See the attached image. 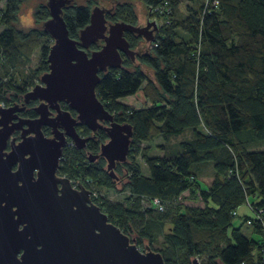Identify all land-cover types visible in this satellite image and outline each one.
Masks as SVG:
<instances>
[{
	"label": "trees",
	"instance_id": "1",
	"mask_svg": "<svg viewBox=\"0 0 264 264\" xmlns=\"http://www.w3.org/2000/svg\"><path fill=\"white\" fill-rule=\"evenodd\" d=\"M20 1L0 0V64L14 68L29 62L39 50L40 65L46 69L51 39L44 30L22 34L14 27L13 13ZM138 1L146 9L159 2ZM161 1L170 8L169 24L157 30L155 45L148 50L165 67L160 71L148 55L137 60L155 70L157 83L176 100L173 105L167 102L137 68L132 73L121 68L99 73L97 98L115 122L131 126L132 138L126 162L116 166L118 174H125L122 189L128 196L122 202L104 196L95 203L135 244L146 241L160 253L164 264H191V257L201 256L207 257L201 264H264V150H250L264 143V0H217L218 6L206 12L204 0ZM183 3L190 5L187 15L177 18ZM88 4L62 10L71 39H77L89 23ZM34 5V22L48 20L45 3ZM113 12L106 16L110 22L136 26L133 4H116ZM124 37L131 50L141 39L129 32ZM122 59V68L131 65L128 56ZM27 86L8 84L15 98ZM142 88L150 105L135 109L121 102ZM186 130L192 138L180 142L175 155L150 157L149 148L143 146ZM96 137L95 153L107 139L103 131ZM76 149L70 145L64 151L60 172L70 179H88L101 192L115 189L112 177L103 170L105 160L89 163ZM138 157L148 169L147 176L136 163ZM210 162L213 180L204 188L197 182L194 166ZM129 165H136L137 171ZM184 193L200 199L203 207L177 204ZM154 199L162 204L161 211L152 207Z\"/></svg>",
	"mask_w": 264,
	"mask_h": 264
},
{
	"label": "water",
	"instance_id": "2",
	"mask_svg": "<svg viewBox=\"0 0 264 264\" xmlns=\"http://www.w3.org/2000/svg\"><path fill=\"white\" fill-rule=\"evenodd\" d=\"M85 1L22 0L13 13L14 27L19 32L26 34L30 29H43L52 45L46 59L48 72L40 77L42 85H35L23 95L24 103L39 100V106L31 108L39 117L10 122L17 118L12 114L25 108L22 103L19 108L8 97L16 95L13 92H7L4 99L11 100L14 106L0 107V264H164L161 254L152 251L146 241L144 250H140L134 238L111 224L107 215L91 201L90 192L83 185L76 181L75 189L67 178L56 175L66 139L77 149L84 147L88 139L77 134L78 122L94 132L92 138L97 139V128L105 132L107 141L100 143L99 154H89L87 159L92 164L97 163L98 158L104 159L103 170L112 177L116 191L122 190L114 169L127 160L132 128L127 123L115 122L114 116L97 98L100 72L105 75L110 68H121L132 73L137 68L167 102L173 105L176 100L157 83L154 69L134 60L135 54L148 55L158 63L160 71L165 67L153 51L148 50L157 27L154 22H145L142 2L97 0L100 7H95L89 0L93 5L89 23L79 30L77 39H71L62 10L72 2L86 7ZM35 2H44L50 15L42 27L30 26L28 14ZM121 3L135 5L137 26L107 21L106 16L114 13L113 6ZM126 32L142 37L144 43L139 42L131 50L124 37ZM99 40L103 41L101 48L88 54L92 45H100ZM122 55L130 58L129 68L121 67ZM60 101L77 112L76 119L59 109ZM49 106L56 111L54 118H48ZM103 122L108 125L101 126ZM22 124L26 129L21 128ZM42 126L52 127L53 137L45 138ZM14 129L21 130L22 141L14 145L15 138L11 139V152L6 154L2 150ZM15 164L18 168L12 172ZM129 166L137 171L136 165ZM191 264L199 262L191 257Z\"/></svg>",
	"mask_w": 264,
	"mask_h": 264
},
{
	"label": "rangeland",
	"instance_id": "3",
	"mask_svg": "<svg viewBox=\"0 0 264 264\" xmlns=\"http://www.w3.org/2000/svg\"><path fill=\"white\" fill-rule=\"evenodd\" d=\"M121 1H124V0H121ZM91 2L95 7L96 6L100 7L97 0H91ZM107 2H110V1H107ZM88 3H89L88 0H86L85 1L86 6ZM76 4H77V2H72V5L76 6ZM92 4L91 3L88 4L90 6V11L93 7ZM1 5L2 4H0V6ZM115 5L113 6V9H114ZM33 6H35V5L33 4ZM133 6H134V12L136 14V7L134 4H133ZM142 6H143V10H144L145 22H147L148 13H147L146 5L144 3H142ZM188 7H190V5H187L186 3L181 4L178 8L177 18L185 17L187 15ZM33 9L34 8H31L30 12L28 14V17H30V26L42 27V23H35L34 22ZM137 22H138V18H137ZM136 26H137V24H136ZM0 30H1V27H0ZM37 30L43 31V29H37ZM182 36H184V35L182 34ZM139 42L144 43V40L141 38L139 40ZM50 43H51L50 44V46H51L52 40ZM100 46H101V44L98 46H92L88 50V52L90 53V52L96 50L95 48H99ZM132 50H134V49H132ZM138 57H139V55L136 54V57L134 60H136L137 62H138V60H137ZM40 64H41V54H40L39 50L34 51V53L32 54L31 60L29 62L23 63V64L21 63L14 68H10L9 66L3 64V62L1 61V64H0V101L2 102V103H0L1 107H7V106L11 107L12 101L4 99V95L7 92H13L14 93V91L9 89L8 84L17 85V86H23L25 84V85H28L27 89L30 90L35 85H38L40 83V77L43 75V73L48 72V67L45 69ZM127 68H129V67H127ZM147 81H150V80L147 79ZM8 97L12 98L14 101V95L10 94V95H8ZM122 103L125 105H128L130 107H133L135 109L144 108V107H147L148 105H150V103H148V100L144 95L143 88L137 93V95L132 96L130 98L122 99ZM191 138H192V132L190 130H186L181 134L171 135V136L167 137L166 139L156 138L152 141H149L148 143H145L143 146H144V148H149V156L150 157H166V156L177 154V152L179 151L180 142L190 140ZM250 150H264V143H261V144L259 143L257 145H254L252 148H250ZM136 163L138 164L140 171L142 169L143 173L148 175V169L145 166L142 158L138 157L136 159ZM105 165H106V163H105ZM207 165H211L210 166L211 169L213 168V165L211 162L207 163ZM194 167H195L194 169H196L197 167L199 168L201 166H194ZM208 167L209 166H205L207 171L209 170ZM114 174L117 175V177H118L117 179H118V181H120L121 188H122L123 185L126 183V180L124 179V175H125L124 172H121V174H118L116 171V168H115ZM96 189L99 190V188H97V187H96ZM103 192L108 194V196H105L104 194L103 195L106 197V199L108 201H111V202H122L124 200V198L128 196V192L124 191L123 189L120 192H117L116 187H115V189L107 190V191L104 190ZM188 197H189L188 193L186 195L181 196L180 199H178L177 204H181L184 206L193 205V204H188V203H187L188 205L186 204V201H188ZM130 238H132V237H130ZM136 245L140 250H144L145 241L140 246L136 242ZM147 246H149V245L147 244ZM155 248H157V246ZM195 258L198 260L199 264H201L203 261L207 260V257H205V256H201L200 258H197V257H195Z\"/></svg>",
	"mask_w": 264,
	"mask_h": 264
},
{
	"label": "flooded vegetation",
	"instance_id": "4",
	"mask_svg": "<svg viewBox=\"0 0 264 264\" xmlns=\"http://www.w3.org/2000/svg\"><path fill=\"white\" fill-rule=\"evenodd\" d=\"M107 19V18H106ZM107 21L109 22V23H112V22H110L108 19H107ZM140 38H142V37H140ZM143 39V38H142ZM144 40V39H143ZM98 43H100L101 45H103V41L102 40H99L98 41ZM92 46H98V45H96V44H94V45H92ZM91 46V47H92ZM90 47V48H91ZM89 48V49H90ZM101 48V46L99 47V48H95L96 50H99ZM88 49V50H89ZM88 50H87V53L88 54H90L89 52H88ZM96 50H94V51H96ZM38 85H42L41 84V82L38 84ZM32 89H30V90H27L25 93H23V94H21L20 95V97L19 98H15L14 97V102H15V104L16 105H18V107L19 108H21V103L23 104V106L22 107H25L22 111H20V112H15L14 114H12V115H16V117L17 118H15V119H10V122H12V123H17L18 122V118L19 119H29V120H35V119H37L38 117H39V115L36 113V111L35 110H33V109H31V108H35V107H38L39 106V100L38 99H32V100H29L28 102H26V103H24V101H23V99H24V97H23V95L24 94H26V93H28L29 91H31ZM1 102V101H0ZM58 105H59V109L61 110V111H63V112H67V113H69V115H70V117L71 118H73V119H76V116H77V112L74 110V109H72L71 107H69V105L67 104V103H65V102H63V101H60L59 103H58ZM12 106H14V104H12L11 103V107ZM1 107V106H0ZM6 108H9L8 106L7 107H1V109H6ZM27 109V110H26ZM26 110V111H25ZM48 112L49 113H51V115H48V118H54L55 117V114H56V111H55V109H52L50 106L48 107ZM108 125V123L107 122H103V123H101V126H103V127H106ZM21 128L22 129H26V126H25V124H22L21 125ZM51 128L52 127H49V126H42V128H41V131H42V134L44 135V137L45 138H50V137H53L52 135L53 134H51ZM84 129H87V131L88 132H86V130H84ZM75 130H76V132H77V134L81 137V138H88L86 141H85V143H84V147H82L81 149H76V150H78V151H81L83 154H84V156L86 157V159H87V157L89 156V154L90 155H98L99 154V151H100V145H99V151L98 152H94L93 151V148H92V146H93V144L94 143H96L95 142V138H92L91 136H92V134L94 135V132H91L85 125H83V124H81V123H78L77 122V124L75 125ZM101 131H103V129L102 128H97V130L95 131V135L96 134H98V132H101ZM104 132V131H103ZM105 133V132H104ZM20 134H21V130L20 129H14L12 132H11V134H9V136H8V138L6 139V143H5V146H4V148H3V150H2V152H5L6 154L7 153H9V152H11V149H10V141H11V139H13V138H15L14 139V141H13V143H14V145H18V143H20L21 141H22V138H20ZM107 141V139L104 141V142H106ZM70 142H72L70 139H66V143L67 144H69ZM103 142V143H104ZM67 144H66V146L62 149V154H61V157H60V159H59V161H58V169H57V171H56V175H57V177H60V178H67L68 180L70 179L68 176H66V175H64V174H62L61 172H60V166H61V162H62V160H63V154H64V151L67 149ZM71 145H73L74 147H75V145H74V143L72 142V144ZM85 148V149H84ZM100 158H98L97 159V161L99 160ZM87 161L89 162V163H93L92 161H89L88 159H87ZM106 163V162H105ZM106 166V165H105ZM17 168H18V164H15V165H13L12 167H11V171L12 172H15L16 170H17ZM107 172V171H106ZM34 177H35V179H36V171L34 172ZM116 177H117V175H116ZM118 178V177H117ZM91 199V198H90Z\"/></svg>",
	"mask_w": 264,
	"mask_h": 264
},
{
	"label": "built area",
	"instance_id": "5",
	"mask_svg": "<svg viewBox=\"0 0 264 264\" xmlns=\"http://www.w3.org/2000/svg\"><path fill=\"white\" fill-rule=\"evenodd\" d=\"M210 6L217 7L218 1L217 0H204V12L208 11V8ZM147 13H148L147 22H150V23L154 22L155 26L157 27V30L159 28L169 24L170 8L165 1L159 0V2H157V3L150 4L147 7ZM153 45H155V43H150L149 48H151ZM0 103H2V102H0ZM71 144H72V142L67 144V148ZM130 151H131V148H130ZM76 181L79 184L83 185L85 187V189H87L90 192L89 194H90L91 201L95 205H97L95 203V200L99 199L100 197H104L105 193L97 190L95 185H93V183L91 181H89L88 179H82V178L69 179L71 186L75 189L78 187ZM142 202H144V199L142 200ZM151 205L153 208H156L160 211L163 209L162 204L157 199L152 200ZM263 248H264V231H263Z\"/></svg>",
	"mask_w": 264,
	"mask_h": 264
},
{
	"label": "crops",
	"instance_id": "6",
	"mask_svg": "<svg viewBox=\"0 0 264 264\" xmlns=\"http://www.w3.org/2000/svg\"><path fill=\"white\" fill-rule=\"evenodd\" d=\"M1 7H3V4L1 5ZM138 93V92H137ZM137 95V94H136ZM132 97V96H130ZM128 97V98H130ZM122 102V100H121ZM205 166H209V170L207 171V169L205 168ZM211 165H202V167H199L197 170V182L204 188H208L213 180V168L211 169L210 167ZM206 170V171H205ZM141 172L143 175L147 176L146 174L143 173L142 169ZM187 193H184L183 195H186ZM193 204V205H189V206H193V207H203V203L201 202L200 199H189L188 201H186V204ZM187 204V205H188ZM245 212V211H244ZM236 225H240V222H237ZM250 229H246V233L250 235Z\"/></svg>",
	"mask_w": 264,
	"mask_h": 264
},
{
	"label": "bare ground",
	"instance_id": "7",
	"mask_svg": "<svg viewBox=\"0 0 264 264\" xmlns=\"http://www.w3.org/2000/svg\"><path fill=\"white\" fill-rule=\"evenodd\" d=\"M130 151V150H129Z\"/></svg>",
	"mask_w": 264,
	"mask_h": 264
}]
</instances>
